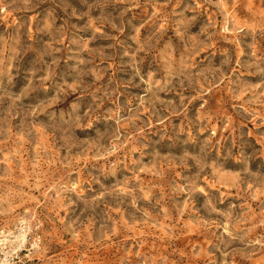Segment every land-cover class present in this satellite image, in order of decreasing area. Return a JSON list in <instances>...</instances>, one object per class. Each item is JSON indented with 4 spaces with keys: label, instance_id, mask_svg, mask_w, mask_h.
I'll return each mask as SVG.
<instances>
[{
    "label": "rangeland",
    "instance_id": "374dc122",
    "mask_svg": "<svg viewBox=\"0 0 264 264\" xmlns=\"http://www.w3.org/2000/svg\"><path fill=\"white\" fill-rule=\"evenodd\" d=\"M36 264H264V0H0V228Z\"/></svg>",
    "mask_w": 264,
    "mask_h": 264
},
{
    "label": "built area",
    "instance_id": "2783aa9c",
    "mask_svg": "<svg viewBox=\"0 0 264 264\" xmlns=\"http://www.w3.org/2000/svg\"><path fill=\"white\" fill-rule=\"evenodd\" d=\"M43 222L33 214L13 228H0V264H36L43 246Z\"/></svg>",
    "mask_w": 264,
    "mask_h": 264
}]
</instances>
